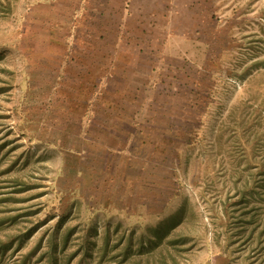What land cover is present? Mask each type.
<instances>
[{
	"label": "rangeland",
	"instance_id": "rangeland-1",
	"mask_svg": "<svg viewBox=\"0 0 264 264\" xmlns=\"http://www.w3.org/2000/svg\"><path fill=\"white\" fill-rule=\"evenodd\" d=\"M190 1L156 77L122 0H0V264H264V0Z\"/></svg>",
	"mask_w": 264,
	"mask_h": 264
},
{
	"label": "crops",
	"instance_id": "crops-1",
	"mask_svg": "<svg viewBox=\"0 0 264 264\" xmlns=\"http://www.w3.org/2000/svg\"><path fill=\"white\" fill-rule=\"evenodd\" d=\"M192 1L195 3L193 5L195 8L196 0H191L188 4H191ZM122 2L124 5L120 26H129L130 16H137L136 26H142L140 28V35L142 36L140 40L143 39L142 43L137 47L138 54L144 59L156 61V65H159V68L155 66L150 67V75L158 77L161 73L160 71V73L158 72V69H166L168 66L166 60L173 59L181 60L182 62L190 60V56L186 55V53L188 54V47L185 46L187 45L186 43H190L188 46L194 48L197 52L201 50L199 47L202 43L198 33L200 26H202V17L200 14L192 13V9L181 10L182 13L176 12L179 13V16H175V19H173L170 18L171 12L167 14V10H170L168 5L170 3L173 4L174 0H122ZM169 21L171 22L169 23ZM190 22L192 23L191 26L194 27L189 30L187 26H190ZM166 26H169V30L166 29ZM175 39L179 40L180 43V46L176 48L172 44ZM148 41L154 44L161 42L159 46L161 51L153 50L147 44ZM191 43L198 46H194ZM156 84H151L150 82L148 87H156Z\"/></svg>",
	"mask_w": 264,
	"mask_h": 264
},
{
	"label": "trees",
	"instance_id": "trees-1",
	"mask_svg": "<svg viewBox=\"0 0 264 264\" xmlns=\"http://www.w3.org/2000/svg\"><path fill=\"white\" fill-rule=\"evenodd\" d=\"M160 48V47H159ZM160 51V50H159ZM139 56H140V54H139ZM141 57V56H140ZM101 129H106V128H104L103 126H101ZM125 140V139H124ZM81 152H83V151H80L79 153H77V154H80Z\"/></svg>",
	"mask_w": 264,
	"mask_h": 264
}]
</instances>
